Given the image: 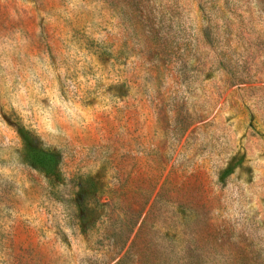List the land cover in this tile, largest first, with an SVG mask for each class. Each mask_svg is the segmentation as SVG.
Listing matches in <instances>:
<instances>
[{"label":"rangeland","instance_id":"1","mask_svg":"<svg viewBox=\"0 0 264 264\" xmlns=\"http://www.w3.org/2000/svg\"><path fill=\"white\" fill-rule=\"evenodd\" d=\"M0 264H264V0H0Z\"/></svg>","mask_w":264,"mask_h":264}]
</instances>
